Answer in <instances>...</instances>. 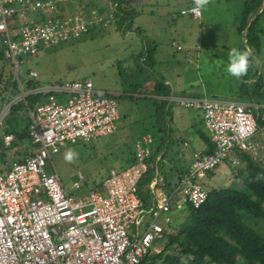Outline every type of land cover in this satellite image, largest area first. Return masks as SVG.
I'll return each instance as SVG.
<instances>
[{
  "label": "built area",
  "instance_id": "2783aa9c",
  "mask_svg": "<svg viewBox=\"0 0 264 264\" xmlns=\"http://www.w3.org/2000/svg\"><path fill=\"white\" fill-rule=\"evenodd\" d=\"M72 1L0 0V47L24 93L20 100L30 93L44 96L42 103L27 108L33 154L12 161L0 173V264H139L150 253L154 240L161 237L163 224L170 221L171 198H176L178 205L201 207L206 201L201 179L206 174L222 162L239 165L240 153L256 160L264 150V144L254 139L257 133L264 138V113L257 105L212 97H167L166 101L182 108L201 111L212 144L209 152L192 153L171 197L160 193L158 198L155 178L149 184L148 208L136 194L148 168L150 134L135 141L130 165L120 171L111 169L98 187L82 197L69 195L54 171L51 156L66 143L112 134L118 118L115 100L113 95L95 90L88 79L40 85L23 92L16 57L77 39L101 20L93 11L88 17L79 15L77 6L68 10L66 5ZM192 8L180 14L198 18L200 13ZM112 15L113 7L103 26L110 23ZM36 77L34 71H28L24 80ZM11 102L0 110V123ZM12 139L11 134L3 136L4 145ZM83 182L78 173L72 188L80 189Z\"/></svg>",
  "mask_w": 264,
  "mask_h": 264
},
{
  "label": "rangeland",
  "instance_id": "374dc122",
  "mask_svg": "<svg viewBox=\"0 0 264 264\" xmlns=\"http://www.w3.org/2000/svg\"><path fill=\"white\" fill-rule=\"evenodd\" d=\"M76 1L79 0H73L72 2L75 3ZM93 1L96 3V6L101 5L105 7L108 4L106 0ZM165 1L158 0L157 6L159 11H163L166 6L176 7L173 0ZM241 1H209V5L205 7L208 15H210L208 16V20L211 21V24L215 25L216 23V26H214L215 29L209 30L201 28L198 38H202L203 42L200 45L198 59L193 58L192 73L187 72L189 66L192 65L187 60L191 61V59L186 60L180 57L178 53H174L182 74L181 79L175 80L181 82L184 79L185 82L192 85V91L187 89V91L182 93L184 97L215 96L214 98L228 100L234 98L232 94L223 95L224 93H222L229 87L227 84L229 78L219 65V61H221L220 57L222 54L224 57H227L228 50L219 49L220 45L218 43L215 44L218 47L217 50L212 46L208 47V44L210 42L214 43L226 40L230 48L249 49L250 53H257L254 48L239 41L238 35L234 31L243 10ZM222 6L228 9L229 15H233L225 21H220ZM170 10L171 12L168 13V17H160L158 22H153L151 25H140L143 28V33L147 30L150 31V36L155 37L154 35H157L161 38L157 48L166 50L168 54L171 53V49L169 48L171 40H177L183 32L179 28V25H174V22L184 17L181 16L182 14L175 13L177 15H174L173 11L177 12V8L175 10L170 8ZM216 13L217 16H215ZM135 21H137V18ZM259 25L262 31L261 34L259 32L257 35L261 41L259 53H264V14L261 17ZM152 30L156 33L154 34ZM141 40L142 37L139 35L125 33L124 36L121 31L110 26V28L102 32L96 30L95 33H89L74 40H68L48 48H41L35 55H20L16 57V60L20 62V78L24 77L28 71H34L37 74L35 80L39 81L42 85L88 79L95 90L113 95L118 118L116 121L117 127L112 134L97 137L89 142L66 143L58 153L51 156L54 171L63 189L74 198L86 195L94 188V183H99L107 176L110 168L122 170L126 166L125 160L130 157L129 153L133 152V145L138 138L145 134H150L153 138L150 148L156 146L157 140L160 138L159 131L153 126L154 117L152 114L154 107L144 99L148 96H144L143 92L147 89L148 92L152 93L153 87L158 82H162L161 78L166 77L163 75V72L169 70L175 71L177 64H174L173 59L162 58L159 68H157L149 63V59H146V54H144L145 59L141 60L143 56V52L141 51L143 48L139 42ZM203 44L207 45L203 46ZM210 73H213L215 78H211ZM204 87L207 90L215 92V95H209L208 92H204L203 94L200 90H203ZM23 95L24 93L22 94L20 91L18 95L11 97L8 103L12 101L10 104H15L18 100L22 99L21 96ZM156 101L160 104L159 99H156ZM172 111L184 117L192 112V110L183 109L180 106H176L175 108L173 106ZM163 119L166 129L170 132L178 129V125L172 124L173 122H169V119L167 120L166 117ZM1 123L0 139L6 131L5 125ZM257 136H260V134L257 133L254 137L256 141H258ZM68 149H72L77 154L71 162L64 159V153ZM24 150L25 147L21 146L19 148L21 156L16 159L13 158L12 151L9 150V160L22 159L25 157V154H23ZM187 156V153H185L183 158H187ZM258 156L259 158H256V161H261L264 166V150L259 152ZM240 167L241 164L232 166L227 162L218 164L213 172H211V175H205L201 179L202 188L208 191L213 188L229 187L248 194L247 189L240 182ZM47 171L50 172L48 168ZM78 173L84 177V182L81 188L76 190L72 188V183ZM175 202L176 198H171L169 200V207L173 209L172 215H174L178 223L181 221V214L178 212L179 209L174 208ZM144 207H149L147 200L144 202ZM261 225L264 229V223H261ZM262 228L261 231H264ZM164 245V240L160 238L155 239L149 250L150 252H158Z\"/></svg>",
  "mask_w": 264,
  "mask_h": 264
},
{
  "label": "trees",
  "instance_id": "16d2710c",
  "mask_svg": "<svg viewBox=\"0 0 264 264\" xmlns=\"http://www.w3.org/2000/svg\"><path fill=\"white\" fill-rule=\"evenodd\" d=\"M106 2L108 4L103 7L96 6L93 0H79L75 3L70 2L66 7L71 11L78 5L75 11L79 15L88 17L93 11L94 15L101 17V20L90 25L83 35L95 33L96 30L102 32L110 26L121 31L124 36L125 33L139 35L135 27L138 0H106ZM262 2L263 0H245L236 28L238 33L245 30L246 42L255 50H258L260 46V39L257 35L259 32L262 33L259 25L264 14V7L262 10L260 9ZM112 7L111 21L107 26H103L102 24ZM252 16L254 18L250 21ZM146 55H149V51ZM6 61L0 47V110L11 97L20 92L11 64ZM253 63L250 57V65ZM24 77L20 78L23 92L40 86L39 81L35 80L36 78L23 80ZM246 80L247 78L244 77L243 81ZM154 94L166 95V85L158 82L154 87ZM144 99L154 107L153 126L159 131L160 137L163 134L165 136L166 127L163 118L166 117L168 120L169 117L164 107V100L160 99V104H158L157 98L147 97ZM43 101L44 96L41 93L26 94L23 100H18L11 105L2 118L1 124H4L6 129L3 136L11 134L13 138L8 146L4 145L3 136L0 139V164H3L5 169L8 166L9 150L12 151V156L15 158L21 156L19 154L21 146L25 147L23 151L25 157L33 154L34 147L28 136L30 120L27 116V108L33 109L37 103ZM159 141H161L159 145L151 147L147 171L137 184L136 194L143 203L145 200H149V184L155 173L163 177L161 189L166 192L168 197H171L177 189L182 174L176 167L171 169L165 167V162H174V158L178 160V154L174 153L169 156L166 137H161ZM170 143L175 145L176 141L171 140ZM208 146L212 149L210 141ZM159 154L158 160L155 161ZM129 155L130 157L125 160L128 165L133 162V152H130ZM238 156L241 164L240 182L247 189L248 194L229 187L208 190L206 201L201 207L194 209L188 203L181 206L178 210L181 214V221L178 223L172 215L173 209L170 207L167 213L170 221L163 224L160 237L165 241L164 247L158 252L146 254L139 264H264V231H261V223H264V166L261 161L252 159L248 153H240ZM3 171L4 169L0 168V173ZM172 175L174 176L172 177ZM207 175H211V172ZM101 181L94 183V188L98 187Z\"/></svg>",
  "mask_w": 264,
  "mask_h": 264
},
{
  "label": "crops",
  "instance_id": "0c3cea01",
  "mask_svg": "<svg viewBox=\"0 0 264 264\" xmlns=\"http://www.w3.org/2000/svg\"><path fill=\"white\" fill-rule=\"evenodd\" d=\"M209 1L210 0H208L207 6L209 5ZM244 1L245 0L241 1L242 5H243ZM164 2H166V1L164 0ZM173 2L175 3L176 7H167L166 6L163 11L158 10V6H157L158 0H138V3L136 5L138 15H137V21H135V27L138 30L139 36L142 37V40L139 41L141 44V47L143 48L141 50L143 52V56L141 57V60L145 59L144 54H146L149 51V55L146 56V59H149V63L151 65H154L157 68H159V63H160L162 58L173 59L174 64H177V69L175 71L169 70V71L163 72V75H165L166 77L161 78V80H162L161 83L166 85V87H167V94L166 95H164V96L155 95L154 94V87H153L152 93L148 92L147 89L144 90V92H143L144 96L157 98L159 100L160 99L164 100L167 97L183 96L182 93L187 91V89H189V91H192V88H191L192 85L190 83L185 82L184 79L181 82L175 80V79H181L182 74L180 72L178 62H176L177 57L175 58L174 53H178L180 55V57H182L186 60L191 59V61L190 60H187V61L190 64H192L194 62L193 58L198 59L199 51H200V45L203 42L202 38L201 39L198 38L200 33H201V28L203 27V28L209 30V29H215L214 26H216V23H215V25L211 24V21L208 20V16H210V15H208L206 8L201 10L200 16L198 18H192L190 15H181L184 17L176 20L174 22V25L175 26L179 25V28L184 33L182 32L179 35L180 37L177 38V40H174V41L171 40V44L174 42V45H173L174 49H173L172 45H171L172 47L169 45L170 46L169 48L171 49L170 54H168V52H166V50L164 51L162 48L158 49L157 45H158V43L160 44L161 38L157 35H154L155 37L150 36V31H147V30L143 33L142 32L143 28L140 25H142V24L151 25L153 22H156V21L158 22L160 17H162V18L168 17V13L171 12L170 8H172V10H175L177 8V10H176L177 12L173 11L174 15H177V14L180 15L181 10L187 9L189 7H194V0H173ZM263 7H264V0L262 2V6L260 9L262 10ZM221 10H222V12H221L222 17L220 18V21L228 20L229 17L233 16L232 14H230V15L228 14V9L225 6H222ZM159 12H160V14H159ZM175 13H177V14H175ZM215 16H217V13L215 14ZM253 18H254V16H252L250 18V21ZM138 20H141V21H138ZM190 22H192V23H190ZM217 22H219V21H217ZM217 26H218V24H217ZM237 26H238V24H237ZM237 26H236V28H237ZM260 29H261V27H260ZM234 31L238 35V40L248 46V44L246 42V38H245V30H243L241 33H238L236 29ZM152 32H153V30H152ZM153 33L155 34L156 32H153ZM216 43H218L220 45L219 49H222V50L231 49L230 47H228L226 40H223L220 42H214V43L210 42L208 44V47L212 46L213 48H215L217 50L218 47H216L217 45L215 46ZM260 43H261V41H260ZM222 44H224V45L222 46ZM206 45L207 44H203V46H206ZM177 46L180 47V49H176ZM238 46H239V44H238ZM241 46L243 47V45H241ZM204 50H206V49L204 48ZM259 50H260V46H259V49L256 50L257 51L256 54L251 53L250 57L254 63L252 65H250L251 67L249 66L248 71L246 72V74L242 78L237 80L235 78H230L231 76L227 75L229 78L227 80V84L229 87H227L222 93H224L223 95L232 94L233 95L232 97H234V98L233 99L231 98L230 100H234V101L241 102L244 104L253 103V104L257 105L258 111L260 113H264V97H262L264 95V53H259ZM220 59H221V61H219V65L222 67V70H224L225 64L227 62V57H224L222 54ZM192 66H193V64L189 66V68L187 69V72L192 73V68H193ZM171 70H172V68H171ZM221 75H223V74H221ZM210 77L215 78L213 73H210ZM244 77L247 78V80L245 82L243 81ZM40 85H42V84H40ZM45 85H47V84H45ZM200 91L203 94H204V92L205 93L208 92L209 95H215L214 94L215 92L207 90L205 87L203 88V90H200ZM237 93H239V94H237ZM192 97L193 98H202V97L214 98L215 96H192ZM163 102H164L165 110H166L168 117H169V122L171 121V122H173L172 124L178 125L177 130L170 132L168 129H165L166 135L165 136H164V134L161 135L162 138L166 137V139L168 141L169 156H171L174 153L178 154V160H176L174 158V160H173L174 162H165V164H166L165 167H167L168 169L176 167L177 169H179L181 171V173H184L185 170L187 169V167L189 166L193 152H195V151H201V152L211 151V148H209V146H208V144H209L208 134H207V131L205 130L204 125H203L202 113L198 109H187V110H192V112L189 113L186 117H184V116H181L180 114L172 111V107L174 106V108H175L176 106L178 107V105H175L172 102H168V101H166V99ZM183 109H185V108H183ZM182 117H184V118H182ZM159 139L157 140V143H156L157 145H159V143L161 142V141H159ZM171 140L176 141V144L175 145L171 144L170 143ZM257 140L260 141V143H263L264 138L261 136H257ZM185 153H187V155H188L187 158H183ZM159 156H160V154L157 157H159ZM13 158H15V157H13ZM7 159H8L7 160L8 165L12 161H16L15 160L16 158L14 160L10 161L9 160L10 156H8ZM127 166H128V164H126L125 167H127ZM0 168L4 169L5 166L3 164H0ZM110 169H114V168H110ZM116 171H119V170H116ZM173 176L174 175H172V177ZM153 178L156 179L157 186L159 187L158 198H160L162 196L161 194L167 196L166 192L163 191V189H161L162 184H163V181H162L163 177L158 175L157 173H155V176ZM174 208L180 209L181 205H178L175 202ZM167 216H169V215H167Z\"/></svg>",
  "mask_w": 264,
  "mask_h": 264
},
{
  "label": "clouds",
  "instance_id": "9594fccd",
  "mask_svg": "<svg viewBox=\"0 0 264 264\" xmlns=\"http://www.w3.org/2000/svg\"><path fill=\"white\" fill-rule=\"evenodd\" d=\"M207 4L208 0H194V7L192 8V11L199 14L201 10L207 6ZM250 55L251 53L249 49L240 50L235 47L229 49L227 52V62L224 67L225 73L237 80L242 78L249 69ZM76 155L77 154L72 149H68L64 153V159L71 162Z\"/></svg>",
  "mask_w": 264,
  "mask_h": 264
}]
</instances>
